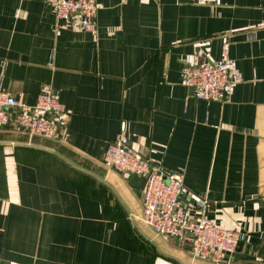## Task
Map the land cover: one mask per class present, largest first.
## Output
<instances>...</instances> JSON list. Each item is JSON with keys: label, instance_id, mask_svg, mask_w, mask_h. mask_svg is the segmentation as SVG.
I'll return each mask as SVG.
<instances>
[{"label": "crops", "instance_id": "1", "mask_svg": "<svg viewBox=\"0 0 264 264\" xmlns=\"http://www.w3.org/2000/svg\"><path fill=\"white\" fill-rule=\"evenodd\" d=\"M97 2L87 31L58 27L48 0H0V86L32 110L50 85L67 107L55 138L0 128V264H264V0ZM226 42L244 80L199 99L182 67ZM123 121L133 147L183 169L208 220L241 229L233 255L197 259L143 222L146 178L103 160Z\"/></svg>", "mask_w": 264, "mask_h": 264}, {"label": "built area", "instance_id": "2", "mask_svg": "<svg viewBox=\"0 0 264 264\" xmlns=\"http://www.w3.org/2000/svg\"><path fill=\"white\" fill-rule=\"evenodd\" d=\"M208 2L211 0H192ZM58 27L69 25L73 17L82 18V28L95 31L97 0H48ZM6 64V61H3ZM244 80L237 62L229 56V43L222 48L221 58L202 65L185 64L180 82L193 94L207 102L234 93ZM16 108V111L13 110ZM67 107L55 89L44 85L32 110L21 108L20 102L0 86V128L13 124L31 135L55 138L61 130V116ZM104 164L120 173L136 174L147 180L143 198L142 220L165 238L189 243L193 255L200 260L219 263L233 255L243 238L239 228H226L205 217L210 201L184 183L183 169H167L161 160L144 155L132 146L123 121L119 132L108 145Z\"/></svg>", "mask_w": 264, "mask_h": 264}]
</instances>
